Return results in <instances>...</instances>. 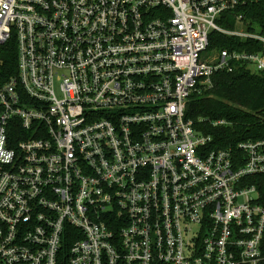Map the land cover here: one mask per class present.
Masks as SVG:
<instances>
[{
    "label": "built area",
    "instance_id": "built-area-1",
    "mask_svg": "<svg viewBox=\"0 0 264 264\" xmlns=\"http://www.w3.org/2000/svg\"><path fill=\"white\" fill-rule=\"evenodd\" d=\"M253 1L0 0V49H17L0 264H263L264 139L215 148L186 117L216 73L264 69L208 48L212 32L264 44L236 14Z\"/></svg>",
    "mask_w": 264,
    "mask_h": 264
},
{
    "label": "trees",
    "instance_id": "trees-1",
    "mask_svg": "<svg viewBox=\"0 0 264 264\" xmlns=\"http://www.w3.org/2000/svg\"><path fill=\"white\" fill-rule=\"evenodd\" d=\"M242 15L245 30L264 37V0H254L236 9ZM234 13L225 14L219 23L234 29ZM211 49L237 50L264 54V44L256 39H242L212 32ZM0 75L6 78L17 73V49L14 40L1 49ZM186 117L196 131L213 138L212 147H232L246 139H264V69L256 70L245 62L235 63L231 72L216 73L212 88L191 94ZM224 120V125H214ZM264 264V262H263Z\"/></svg>",
    "mask_w": 264,
    "mask_h": 264
}]
</instances>
